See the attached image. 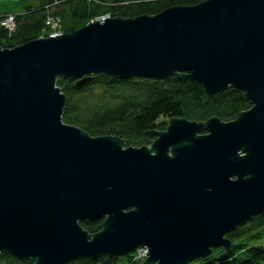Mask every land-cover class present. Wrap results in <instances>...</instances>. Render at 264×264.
Listing matches in <instances>:
<instances>
[{
  "label": "water",
  "instance_id": "95a60500",
  "mask_svg": "<svg viewBox=\"0 0 264 264\" xmlns=\"http://www.w3.org/2000/svg\"><path fill=\"white\" fill-rule=\"evenodd\" d=\"M170 78L206 96L231 88V122L170 119L148 147L62 122V79ZM264 214V0H207L154 16L101 19L0 48V253L70 264L145 248L142 264H189ZM101 221L87 234L80 223Z\"/></svg>",
  "mask_w": 264,
  "mask_h": 264
},
{
  "label": "trees",
  "instance_id": "16d2710c",
  "mask_svg": "<svg viewBox=\"0 0 264 264\" xmlns=\"http://www.w3.org/2000/svg\"><path fill=\"white\" fill-rule=\"evenodd\" d=\"M3 1V0H0ZM36 8L26 7L24 14L15 17L14 31L9 33L0 23V47L13 49L29 41L47 38V16L58 22L59 32L71 33L88 23L103 18L134 19L154 16L171 7H189L207 0H39ZM43 35V36H42ZM56 87L65 97L62 122L85 132L92 138L114 136L124 146H150L146 133L155 132L160 119H185L205 122L217 118L228 123L250 109L243 94L227 89L215 96H206L194 82L170 78L167 81L148 79L114 80L105 75L93 76L81 87L62 79ZM101 221H85L80 227L89 235L100 231ZM264 234V214L251 217L239 224L226 238L231 242L228 256L215 249L208 259H197L189 264H264V246H258ZM129 255L97 261L79 260L70 264H123ZM0 264H33L17 261L0 253Z\"/></svg>",
  "mask_w": 264,
  "mask_h": 264
},
{
  "label": "rangeland",
  "instance_id": "374dc122",
  "mask_svg": "<svg viewBox=\"0 0 264 264\" xmlns=\"http://www.w3.org/2000/svg\"><path fill=\"white\" fill-rule=\"evenodd\" d=\"M39 3H40L39 0H3V1H0V23L5 24L6 19L10 16L13 17L15 20L16 16L24 14V11H25L24 9L26 7L36 8L39 5ZM103 19H106V18H103ZM51 24H52L51 22L48 23L47 21H45V24H44L47 31H48V37L53 33V30H51V27H52ZM12 32H10V33H12ZM58 33H60V32H58ZM58 33H55V34H58ZM61 35H62V33H61ZM40 38L44 39V37H40ZM0 48L3 49L2 47H0ZM158 124H160V127H158V129L155 132H165L167 125H168V120L167 119H160V120H158ZM153 140L154 139H151L150 142L152 143ZM126 148H127L126 146H123V149H126ZM148 148H149V146H148ZM100 230H101V228H100ZM257 245L258 246H264V234L261 238V241L258 242ZM146 251L147 250L145 248H142V247L135 248L132 252L127 253L129 255V257H128L129 263H125V264H142L146 259V256H145ZM121 264H123V262H121Z\"/></svg>",
  "mask_w": 264,
  "mask_h": 264
},
{
  "label": "built area",
  "instance_id": "2783aa9c",
  "mask_svg": "<svg viewBox=\"0 0 264 264\" xmlns=\"http://www.w3.org/2000/svg\"><path fill=\"white\" fill-rule=\"evenodd\" d=\"M14 18L13 17H8L5 21V24H2L1 25L10 33L14 30ZM46 21L49 23L51 22L52 24V27H51V30H53V33L49 36V37H54V36H59L61 35V33H58L59 30H58V22L54 19V17L52 16H47L46 17ZM55 33H58V34H55Z\"/></svg>",
  "mask_w": 264,
  "mask_h": 264
}]
</instances>
